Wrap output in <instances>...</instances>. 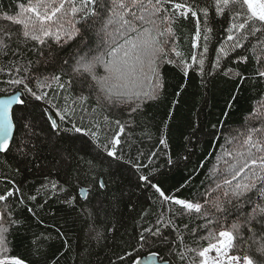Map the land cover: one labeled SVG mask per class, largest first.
<instances>
[{"label":"snow or ice","instance_id":"6c2138e0","mask_svg":"<svg viewBox=\"0 0 264 264\" xmlns=\"http://www.w3.org/2000/svg\"><path fill=\"white\" fill-rule=\"evenodd\" d=\"M188 19L194 22V32L185 54L175 47L176 30L179 21ZM0 21L8 22L0 24V85L13 87L11 95L0 99V158L14 162L17 175L20 165L28 164L33 165L29 172L46 173L33 188L36 194L25 196L22 182L14 179L12 187L0 193V264H59L73 247L84 248L88 240L114 239L118 229L110 216L116 213L110 209L119 205L114 193L109 198L114 166H123L135 177L134 187L150 204L134 218L140 227L134 226L124 241L132 251L114 253L116 260L109 258L108 264H125L138 247L152 244L169 251L175 246L181 264H197V259L199 264H264V0H80L79 6L76 0H14L0 4ZM82 29L94 33L95 47L82 49L72 62H42L45 48L51 59L53 43L62 48ZM221 34L222 41L216 39ZM165 65L181 74L176 97L187 88L183 80L191 73L204 88L218 76L233 86L222 119L209 133L219 143V154L200 181L203 191L195 195L193 177L205 168L203 158L175 191L164 187L159 177L166 173L153 165L159 154L169 166L175 165L170 139L178 98L170 102L167 118L157 129L153 150L147 156L139 149L134 157L130 154L138 117L166 91ZM53 83L59 95H53ZM65 91L76 95L65 96ZM242 93L251 94L249 107L241 113L239 126L232 127L230 112ZM105 125L117 131L107 135ZM143 127L150 140L151 125ZM192 129L186 137L192 147L182 157L189 163L194 142L199 143L198 121ZM85 179L92 182L86 190L80 188ZM182 189L190 195L183 196ZM49 202H58L65 217H72V226L79 225L75 239L85 244L74 246L67 230L52 225L60 241L53 251L47 226L33 230L34 225H45L36 206L45 208ZM157 202L159 207L152 211ZM19 205L31 219L17 214ZM193 220H203L204 229L220 227L219 246L190 247L197 243ZM16 237L24 256L12 255ZM207 238L216 237L209 232ZM237 240L248 246L243 257L228 254ZM213 250L219 256L209 259ZM256 253L258 260L253 258ZM132 264L138 262L133 259Z\"/></svg>","mask_w":264,"mask_h":264},{"label":"trees","instance_id":"16d2710c","mask_svg":"<svg viewBox=\"0 0 264 264\" xmlns=\"http://www.w3.org/2000/svg\"><path fill=\"white\" fill-rule=\"evenodd\" d=\"M14 3V0H0V4L5 6ZM77 6H79L80 0H76ZM6 21H0V24H7ZM194 32V22L191 19L181 20L178 22V29L176 30V45L177 50L187 54L189 52L190 45V34ZM218 40H224V35L216 36ZM96 37L93 32L87 31L85 29L81 30V35L73 41H69L64 47H59L54 43L51 45V59L48 57L49 49L45 48V57L41 58L42 62L47 61L51 64L53 61L60 63L63 60H69L72 62L73 58L81 54V50H87L88 47H95ZM215 46V41H214ZM33 59L36 57L33 56ZM163 72L166 80V91L160 101L150 102L145 107V115L143 117H138V125L132 130V148L130 154L134 157L137 155V149L143 152L147 156L152 150L153 146L156 145L159 132L157 129L161 127V121L167 118V113L169 110L170 102L173 99H179L180 103L174 113V118L171 121V139L170 147L172 152V158L175 162L174 166H169L167 164L166 158L159 154L157 158H154L153 165L158 166L161 172L166 173L160 176L164 183V187L167 189H172L175 191L183 183L185 178L188 176L192 168L197 164L198 161L205 163L204 169H198L195 176L193 177L194 187L192 195H195L196 191H203V187L200 185L201 180H205V172L207 169L211 168L212 163L215 162L214 157L219 154L220 146L219 143H214L210 132L215 131L211 128V125L216 123L218 119H222L221 113L226 111V104L229 101L230 94L233 90L232 84L226 83L223 77H217L207 88L201 86L200 78L195 74L191 73L189 78L183 80L187 84V88L182 91V93L176 97L174 94L177 93V86L182 83L181 74L178 70L172 66L165 65L163 67ZM45 75H51L50 72H46ZM53 90V95H59L61 90H59L55 83L51 86ZM46 91L48 89H45ZM13 87L9 85H0V95L12 94ZM65 96L76 95L69 92L62 93ZM250 93H242L236 102L235 106L230 112V119L228 121L229 125L232 127H238L242 116L241 113L249 107V97ZM29 99H31L29 97ZM61 106H64V102L61 99L59 101ZM71 101H69V104ZM37 116L40 115V109L35 110ZM79 117L77 116V119ZM201 125V131L197 133V138L199 143L194 142L193 151L194 154L189 161H185L182 157L187 153V148L192 147L188 145L186 137L192 132V125L196 122ZM85 124L88 120L85 119ZM147 123L151 125V139L149 140L145 135V128L143 125ZM108 130L107 135L111 136L117 129L115 126L105 125ZM64 146L69 147L70 142L65 141ZM76 147L81 146V141L76 142ZM125 150L128 151L127 146ZM47 155V153H45ZM127 158V157H125ZM145 162H147L145 160ZM11 164V166H9ZM14 162L5 163L2 158H0V193H3L6 188H11V180L22 182V188L24 190L25 196L29 193L36 194L33 192L34 187H38L40 182L43 180L45 172H29L27 169L32 168V164H28L27 167L20 165L22 171L21 174L17 175L14 171ZM112 175L114 183L112 184L111 191L109 193V198H111L114 193L119 199V205L113 206L110 212H115V216H110L113 224L117 227L118 231L115 232V238L109 240H101L99 242L95 240H88L87 245L84 248L73 247L70 255L64 256L59 264H108L109 258L113 261L116 260L114 253H122L125 249L132 251L130 247L125 245L124 241L128 240L133 233L134 226L136 228L140 227L139 223H136L134 218L138 217L142 209L148 208L150 202L146 201L144 195H142L135 187V177L123 166L116 169L115 166L112 170ZM7 177V179H5ZM52 177L55 178V173H52ZM107 179V177H105ZM92 182L85 179L80 185V188L86 187L90 188ZM183 196H189L190 193L187 189H182ZM152 193H147L151 195ZM103 199V197H101ZM10 200L12 198H9ZM38 201L40 196H37ZM44 200L48 197L44 196ZM42 202V201H41ZM129 204L134 205V210L129 211ZM107 206V204H106ZM159 207V202L153 206L152 211H155ZM3 210V209H0ZM17 214H23L31 217L24 209L23 205H19L16 209ZM36 212L45 221V225L36 227L34 225L33 230H47L52 234V244L53 251L60 247V241L56 239L54 229L52 225H59L62 229L68 231V235L72 238L71 242L75 246L77 243L85 244L84 240L77 241L75 239L74 231L79 225L72 226V217H65V213L61 210V205L58 202H49L45 208H40L36 206ZM55 214V215H53ZM119 221V223H117ZM204 224L203 220H193L191 227L197 232L196 244L189 243L190 247H197L202 250L210 243H215L219 241V230L220 227L210 226L208 229L200 227ZM147 226V225H145ZM183 226L181 225V228ZM213 232L215 234V239L207 238L208 233ZM111 236L112 234L109 233ZM104 245H107L106 247ZM175 246L172 251H169L166 246H160L158 244H152L150 246L138 247V249L133 253L132 257H129L125 264H132L133 259L137 260L141 255L149 252H157L161 258L170 260L172 264H181L178 256L175 255ZM183 251V248H180ZM233 254L240 255L243 257L248 254V246L242 241L237 240L236 246L230 249ZM79 253V255H77ZM12 255H25V248L20 244L19 237L15 238V248ZM254 259H259V254H254ZM197 264H199V259H197Z\"/></svg>","mask_w":264,"mask_h":264},{"label":"water","instance_id":"95a60500","mask_svg":"<svg viewBox=\"0 0 264 264\" xmlns=\"http://www.w3.org/2000/svg\"><path fill=\"white\" fill-rule=\"evenodd\" d=\"M7 95H11V94L0 95V99L6 98ZM81 189L86 190L88 188L82 187ZM165 260L167 259L161 258L157 252H149L144 255H141L136 261L138 262V264H161V262ZM167 261H170V260H167Z\"/></svg>","mask_w":264,"mask_h":264},{"label":"rangeland","instance_id":"374dc122","mask_svg":"<svg viewBox=\"0 0 264 264\" xmlns=\"http://www.w3.org/2000/svg\"><path fill=\"white\" fill-rule=\"evenodd\" d=\"M214 244H216L217 246H219L220 240L217 241V242H215ZM228 254L229 255H236V254H233L230 250L228 251ZM208 256H209V259H216V258H218L219 254L215 250H213V251H211V252L208 253Z\"/></svg>","mask_w":264,"mask_h":264}]
</instances>
